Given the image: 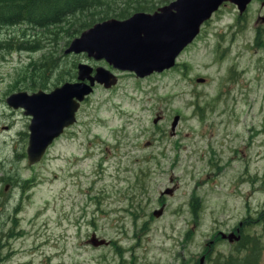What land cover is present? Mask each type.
Instances as JSON below:
<instances>
[{"label":"rangeland","instance_id":"rangeland-1","mask_svg":"<svg viewBox=\"0 0 264 264\" xmlns=\"http://www.w3.org/2000/svg\"><path fill=\"white\" fill-rule=\"evenodd\" d=\"M238 13L223 7L175 65L142 78L63 53L40 84L27 66L41 52L5 44L0 264H199L204 254L205 264H224L240 245L221 235L239 223L264 264V0L242 23ZM21 26L5 27L0 39L16 44ZM80 63L118 80L96 84L76 122L29 166L30 116L5 99L74 82ZM93 237L107 244L95 247Z\"/></svg>","mask_w":264,"mask_h":264},{"label":"water","instance_id":"water-1","mask_svg":"<svg viewBox=\"0 0 264 264\" xmlns=\"http://www.w3.org/2000/svg\"><path fill=\"white\" fill-rule=\"evenodd\" d=\"M226 1L232 2L242 13L251 0H172L154 12H135L125 19L112 17L83 30L69 42L64 53H85L139 78L159 73L175 65L178 55L194 40L202 24ZM117 80V76L103 66L93 68L80 63L74 82L66 81L50 91L39 89L8 95L5 99L8 106L23 108V113L30 116L27 164L40 162L65 128L76 122L80 102L91 94L96 84L110 88ZM198 81L203 79L198 78ZM178 121L176 115L172 130ZM161 214L162 211H157L154 216ZM233 237L232 233L228 238L223 235L229 241ZM92 244L96 247L107 242L93 237Z\"/></svg>","mask_w":264,"mask_h":264},{"label":"trees","instance_id":"trees-1","mask_svg":"<svg viewBox=\"0 0 264 264\" xmlns=\"http://www.w3.org/2000/svg\"><path fill=\"white\" fill-rule=\"evenodd\" d=\"M157 2L163 1L0 0V25L6 27L23 25L19 42L14 44L10 40L5 41L6 49L41 52L39 59L29 62L27 70L30 80L36 78L42 84L52 69L55 71L60 69L59 58L61 55L64 56L65 47L83 30L112 17L123 19L139 10L152 12L161 5H157ZM147 4L151 6L148 7ZM45 39L52 41L46 45ZM29 90H35L33 85H30ZM255 258L256 255L253 259ZM219 263L223 264L220 261ZM252 263L254 264V261L250 259L249 264Z\"/></svg>","mask_w":264,"mask_h":264},{"label":"flooded vegetation","instance_id":"flooded-vegetation-1","mask_svg":"<svg viewBox=\"0 0 264 264\" xmlns=\"http://www.w3.org/2000/svg\"><path fill=\"white\" fill-rule=\"evenodd\" d=\"M172 0H165L161 5H164V4H169L170 2H171ZM254 1H258V0H251L248 4H247V6H246V8H245V10H244V12H242V13H238V15H236V21H238V23H242L244 20H245V18H246V10L248 9V6H250ZM160 5V6H161ZM231 6L232 7V9L234 10V11H236V6L232 3V2H230V1H226V2H224V3H222L219 7H218V9L217 10H215L213 13H212V15H211V17L208 19V20H211V18H212V16H214V15H216V14H218L219 12H220V10L223 8V7H225V6ZM158 8V7H157ZM156 8V9H157ZM263 20H264V18H263ZM207 22V21H206ZM204 25V24H203ZM202 25V26H203ZM202 26H201V28H202ZM5 27L6 26H4V25H0V32L2 31V29H5ZM201 28H200V30H201ZM200 30H199V33H200ZM198 33V34H199ZM197 34V35H198ZM197 37V36H196ZM195 37V38H196ZM194 38V39H195ZM194 41V40H193ZM192 41V42H193ZM191 42V43H192ZM190 43V44H191ZM4 49H5V40H2V39H0V58L1 57H3V51H4ZM69 54V53H68ZM91 66V65H90ZM92 67V66H91ZM93 68H95V67H93ZM92 75L94 74V71L91 73ZM95 87V86H94ZM93 90H94V88H93ZM84 101V100H83ZM82 101V102H83ZM82 102H80V104L82 103ZM80 107V106H79ZM77 113V112H76ZM67 129V128H66ZM229 234H234L235 235V237H233L232 238V240L231 241H229L228 239H226V241L227 242H229V243H233V244H239L240 246H239V248H237L236 249V251H234V254L233 253H231V254H229V255H227L226 256V260L224 261V264H249V260L250 259H252L253 261H254V264H258V262H257V260H258V258H257V251H255V250H251V248H248L247 247V244H246V235H244L243 233H242V230H241V223H239V227H236V228H234L233 229V231L231 230V231H229L228 232ZM223 235L224 234H222L221 236H222V240H225V238H223ZM227 238H228V235H227ZM237 253V256H235L234 257V255ZM232 255V256H231ZM254 255H256V258L255 259H253L254 258ZM234 257V258H233ZM210 258L207 256V254H204L202 257H201V261L199 262V264H205V262L207 261V260H209ZM6 260V259H5ZM4 260V261H5ZM253 264V263H252Z\"/></svg>","mask_w":264,"mask_h":264}]
</instances>
